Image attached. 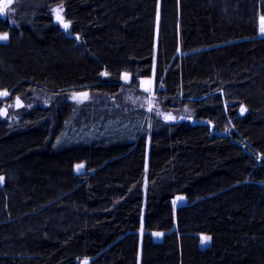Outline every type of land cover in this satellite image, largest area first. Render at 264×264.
<instances>
[{
  "label": "trees",
  "instance_id": "obj_1",
  "mask_svg": "<svg viewBox=\"0 0 264 264\" xmlns=\"http://www.w3.org/2000/svg\"><path fill=\"white\" fill-rule=\"evenodd\" d=\"M12 17L0 110L56 98L0 113V264H138L142 238V264H264V0H21ZM155 60L163 105L190 116L148 128L121 95Z\"/></svg>",
  "mask_w": 264,
  "mask_h": 264
},
{
  "label": "rangeland",
  "instance_id": "obj_2",
  "mask_svg": "<svg viewBox=\"0 0 264 264\" xmlns=\"http://www.w3.org/2000/svg\"><path fill=\"white\" fill-rule=\"evenodd\" d=\"M20 4H21V0H11L10 4L8 3V0H0V7H3L5 9L3 13H0V16H4V17L9 16L11 18V23L16 24V20L12 16ZM52 10L55 20L60 21L59 19H57V17L58 16L62 17L64 11L63 6L55 5ZM261 23L264 32V20ZM158 28H159V18H158ZM157 38L158 35L156 36V48H155L156 57H157ZM8 39H9V34H8ZM7 40H3V41H7ZM123 78L125 81L129 82L128 74L124 75ZM4 92H7L8 94L0 95V97L8 98L9 92L3 91L0 93H4ZM84 94H85L84 92L72 91V92H68L66 94V97L72 100H76V102L79 103L86 100L89 97V94L86 93L87 94L86 97ZM55 98L56 95L54 93L36 87L31 89L26 96H17L13 99L8 100L4 105V107L1 108L0 113L5 116L8 115L10 120H15L19 117V114H21L22 108L32 107L33 105L36 104H42L46 106L50 104ZM121 99L122 101L124 100L125 102H127V104L137 107H143L146 110L149 117L148 120L149 122L146 124L148 128H150L151 125V117L155 114L160 115L168 120H179L184 117L190 116L189 112L182 110L168 109L163 105L161 96L159 94V84L157 83L156 60L154 63L152 75L149 77L141 78L137 86L127 87L124 90V93L121 95ZM79 170L85 171V166L82 165V167ZM184 201H185V197L182 195H178L174 199V204L175 206H178L182 204ZM144 217H145V212L143 213L142 224L144 222ZM140 231L141 234H143L144 228L142 227ZM163 236H164V232L162 231L154 232V238L156 240H161ZM142 248H143V238L141 239L140 251L138 255V264H142Z\"/></svg>",
  "mask_w": 264,
  "mask_h": 264
},
{
  "label": "snow or ice",
  "instance_id": "obj_3",
  "mask_svg": "<svg viewBox=\"0 0 264 264\" xmlns=\"http://www.w3.org/2000/svg\"><path fill=\"white\" fill-rule=\"evenodd\" d=\"M8 3L10 4L11 0H8ZM4 11H5V9L3 7H0V13H3ZM57 19H59V20H61V22H63L61 17L58 16ZM64 27L67 29L69 27V24L65 23ZM7 39H8L7 33L0 35V40H7ZM7 94H8L7 92L0 93V95H7ZM84 95H85V97L87 96L86 93ZM241 111L243 112L244 109L242 108ZM81 167H82V165H77V170H79ZM2 180H3V177H0V181H2ZM208 240H210V237H203L202 243H206ZM84 264H87V261H85Z\"/></svg>",
  "mask_w": 264,
  "mask_h": 264
}]
</instances>
